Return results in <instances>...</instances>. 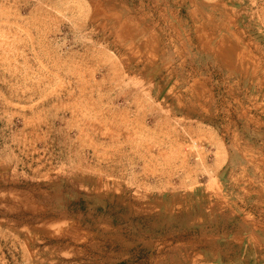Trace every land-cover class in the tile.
I'll use <instances>...</instances> for the list:
<instances>
[{
	"label": "rangeland",
	"instance_id": "obj_1",
	"mask_svg": "<svg viewBox=\"0 0 264 264\" xmlns=\"http://www.w3.org/2000/svg\"><path fill=\"white\" fill-rule=\"evenodd\" d=\"M0 264H264V0H0Z\"/></svg>",
	"mask_w": 264,
	"mask_h": 264
}]
</instances>
